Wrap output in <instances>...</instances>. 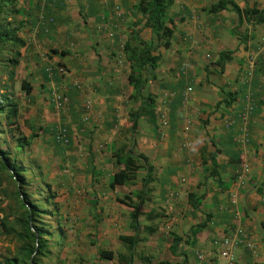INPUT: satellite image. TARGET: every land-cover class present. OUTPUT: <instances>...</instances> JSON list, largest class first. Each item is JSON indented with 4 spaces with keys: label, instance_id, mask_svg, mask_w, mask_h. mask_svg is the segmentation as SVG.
Returning a JSON list of instances; mask_svg holds the SVG:
<instances>
[{
    "label": "crops",
    "instance_id": "1",
    "mask_svg": "<svg viewBox=\"0 0 264 264\" xmlns=\"http://www.w3.org/2000/svg\"><path fill=\"white\" fill-rule=\"evenodd\" d=\"M140 1L60 0L66 6L56 12L59 26L55 34L44 35V39L31 35L36 48L41 42L49 44L51 59L68 69L69 77L74 79L72 93H90L100 106L102 120L93 135L92 151L96 179L99 177L108 191L112 176L124 168L118 167L113 146L122 140V130L130 123L129 113L142 106L139 99L132 98L131 64L125 51L118 50L117 42L123 38L129 41L135 29L143 28V22L135 26L142 18L135 10ZM234 5L241 11L248 7L264 10V0H174L169 9L173 23L168 26L174 30L169 48L158 45L159 36L151 28H143L140 33L144 41L156 47L152 55L159 57L143 90L144 97L156 100L157 125L143 117L135 136L141 152L154 166L153 187L144 205H151L149 213L161 206L162 215L170 221L166 225L179 236L188 226L191 229L207 214L212 215L196 244L192 241L191 249L184 248L188 251L181 263L185 264H200L198 251L209 252L213 239L237 229L248 234L255 250L240 245L235 251L236 264H264V71L256 72L251 85L258 105L250 124L248 146L237 143L236 131L227 130L223 122L226 113L240 108L248 90L240 81L242 71L246 59L254 53V45L264 40V24L240 16ZM116 7H120L121 16ZM234 30L236 35L232 34ZM65 32L71 35L69 41ZM61 51L68 54L62 55ZM224 51H232L233 58L218 73L217 61ZM43 84L52 86L53 82ZM39 92L34 87L33 97ZM223 92L237 95L230 107L223 103L218 106ZM101 147L105 149L101 151ZM243 152L249 163L246 169L240 164ZM213 169L218 175L212 174ZM142 173H146L143 168L138 171L143 181L147 173ZM142 189L143 183L138 185V190ZM135 192L130 195L136 196ZM190 194L204 197L196 210L188 200ZM165 226H155V232H164ZM214 264L227 261L220 258Z\"/></svg>",
    "mask_w": 264,
    "mask_h": 264
},
{
    "label": "rangeland",
    "instance_id": "2",
    "mask_svg": "<svg viewBox=\"0 0 264 264\" xmlns=\"http://www.w3.org/2000/svg\"><path fill=\"white\" fill-rule=\"evenodd\" d=\"M9 1L11 0H0L2 10L0 27L8 24L16 27L19 22H23L20 37L25 45L20 49L22 55L18 67L10 63L8 66V60L14 55L11 45H7L0 52V93L5 92L6 87L15 94L20 108V130L15 131L13 136L9 134V130H6L8 134H0L2 138L0 149L8 153V157L15 161L19 168L24 169L21 175L28 184L20 188L11 179L10 171L4 172V193L0 196V264L7 257L17 256L24 247V241L17 234L8 232L10 225H14L18 231L22 230L18 224L24 220L26 214L21 204L22 199L25 202L28 199L27 206L28 203H32L38 207V216L34 223L43 230V238L47 241L49 254L40 258L39 264H118L116 260H101L99 250L109 249L116 254L128 253L119 237L135 234L130 217L134 208L123 204L120 199H125L129 203L139 202L137 191L138 185H142L143 181L140 179L142 176L136 178L135 185L117 186L114 189L108 187L109 191L102 187L101 181H98L99 177L93 181L95 154L92 145L93 135L102 120L100 106H96L90 93H72L70 86L74 79H71L69 74L48 77L47 68L55 67L60 62L51 59L52 51L48 48L49 44L41 42L36 48L31 40V35L36 39H44V35L48 37L55 34L59 26L56 12H60L62 7L66 6L65 2L17 0V4L13 6ZM14 9H19L20 13L15 14ZM64 34L69 41L71 35L67 32ZM142 37L145 38L144 35ZM129 38L131 40V37ZM259 41L264 43L263 39ZM117 42L118 50L124 52L125 38L118 39ZM38 49L41 51L38 52ZM258 51L264 53V45L259 48L254 45L252 54ZM259 57L256 72L264 71V55ZM12 71L15 72L14 79L10 77ZM149 73L150 71H143L141 75L150 79ZM23 81L30 82L37 91H40L34 100H30L22 89ZM48 81L53 82L52 86L43 84ZM54 89L64 95L65 103L60 110L55 108L52 100ZM98 94L100 95L99 91ZM41 126L68 128L71 144L68 146L58 144L52 134H46L40 129ZM8 128L4 122H0L1 130ZM130 128L131 123L124 126L119 145L131 139ZM142 130L145 129L142 127ZM35 133L37 136L33 137ZM19 135L21 138L29 139L23 148L18 147ZM103 149L105 148L101 147V151ZM135 151L137 154L142 153L138 143ZM95 153L98 154V151ZM152 187L149 184L144 189L147 192L145 200ZM135 189L136 196L134 194L131 196ZM95 198L98 199V206L94 208L91 201ZM150 208L151 205L148 203L140 207L143 214L139 217L141 226L139 237L143 240L135 249L133 264H158L160 261L181 263L185 259L184 253L188 251L184 248L188 246V249H191L189 226L184 229L183 235L179 236L176 230L173 231L166 225L170 221L162 215L164 210L161 206L155 207L152 212L154 215L148 219ZM146 224L166 226L164 232L159 230L160 232L148 234L144 229ZM172 234L182 237L178 256L170 251ZM205 254L210 259L213 258L211 250Z\"/></svg>",
    "mask_w": 264,
    "mask_h": 264
},
{
    "label": "trees",
    "instance_id": "3",
    "mask_svg": "<svg viewBox=\"0 0 264 264\" xmlns=\"http://www.w3.org/2000/svg\"><path fill=\"white\" fill-rule=\"evenodd\" d=\"M9 3L13 6L17 4V0H11ZM174 0H141L140 3L135 7V10L141 14L142 18L138 21L135 26L137 27L141 22H143V28H151L153 33L159 36L160 46L164 48H169L171 46V41L174 35V30L168 26V23H173V19L169 17V9L173 5ZM219 5L215 6L218 7ZM214 7V8H215ZM221 8H224V4L221 5ZM234 10L237 11L240 16H245L246 19L251 20L255 18L257 24H264V10H259L257 7L246 8L244 11H241L236 5L233 6ZM0 7V12H1ZM15 14H19V9H14ZM52 20H50L51 22ZM24 23L19 22L18 26L12 27L9 24L6 26L0 27V52L7 46L11 45L14 50L13 58L8 60L9 63L15 67L20 65L21 51L20 49L24 47L25 43L20 37V31ZM135 29L132 34L131 40L127 41L125 44V53L127 60L131 64V73L129 75L130 85L134 88L132 98L135 100H140L142 106H140L138 111H131L129 113V121L131 123V139L129 142L123 143L122 145L113 146V154L116 158V163L119 166H124L123 169H118L110 180V187L114 188L116 186L123 185H135V180L138 177V171L143 168L146 170L147 176L143 179V189L137 191V197L139 198L138 203H129L125 199H120L123 204H126L134 208V211L131 213V227L134 230V235H121L119 240L121 244L127 249L128 253H119L116 254L113 250L109 249H100L99 258L101 260H116L118 264H133L135 249L138 246L139 242L143 239L139 237V231L141 226L139 224V217L143 214L140 211V207L145 203V195L147 192L144 190L149 184L154 180L153 170L154 166L151 165L148 161V158L143 154H137L135 151V146L137 140L135 135L138 130V122L141 118L146 117L149 123L153 126L157 125V116H156V100L152 96L144 97L143 90L148 82V77L141 75L143 71L155 70L157 67V61L159 57L153 56L155 48L153 44L147 43L144 41L140 33L143 30ZM233 35H236V31L232 32ZM132 42H135L133 44ZM264 43H261L258 46L261 47ZM262 49V48H261ZM62 55H67V51H61ZM259 56H263L264 53L258 51ZM233 58L232 51H224L220 53L217 65L220 67L221 73L225 69V65L228 61ZM61 65V64H59ZM258 67V65H257ZM257 70V68H256ZM14 71L10 72L11 79H14ZM256 73V72H255ZM210 73H208L209 75ZM255 76V75H254ZM49 77V76H48ZM48 77H46L48 79ZM153 78L155 76H152ZM254 80V78H253ZM253 83V81H252ZM246 86V85H244ZM5 92L0 93V122H4L8 129H0V134H8L6 130H9L11 136L14 135L15 131H19V118H20V108L18 100L14 93L10 91L9 88ZM22 89L25 91L26 95L30 100H34L33 97V85L28 81H23ZM236 93L232 92H223V98L218 103V106L223 103L226 107H230L233 102L236 100ZM48 126V125H47ZM43 132L46 134H52L54 140L62 145L68 146L71 144V135L70 130L66 127H40ZM34 131V129H33ZM64 134L67 137V143L64 142V139H58V135ZM33 137L37 136V133L32 135ZM32 137V138H33ZM0 140L2 138L0 137ZM26 138H21V135L17 137V142L19 143V148H23L28 144ZM91 149V148H90ZM210 159L214 163L213 156ZM215 164V163H214ZM24 169L19 168L15 161L11 160L8 157V153L0 149V196L4 193V172L10 171L11 179L18 184V187L23 188L27 182L23 179L21 172ZM97 171L93 170V181L96 180ZM213 175H218V171L213 169ZM19 191V190H18ZM26 194V193H25ZM20 195V192H18ZM204 197H197L194 194H190L188 200L194 210L198 209L201 206L202 200ZM28 199H26L27 202ZM22 199V206L26 214L24 220L19 221V225L22 230L18 231L14 225L8 227L9 233L17 234L24 241V247H22L21 252L15 257H7L2 264H39L40 258H43L49 254L47 248V241L43 238V230L35 225V218L38 216V207L32 205V203H26ZM91 204L95 207L98 206V199H92ZM148 219H151L152 212L147 214ZM212 218L211 214H207L206 219L196 224L190 229V237L193 238L192 245L196 244V238L210 222ZM145 231L148 234L154 233L156 227L153 225H145ZM173 239L170 245V251L173 255L178 256L179 242L182 241V237L172 234ZM58 242H60L58 240ZM94 244L95 242L92 241ZM191 244V242H190ZM158 264H173L169 261H160ZM175 264H185V263H175Z\"/></svg>",
    "mask_w": 264,
    "mask_h": 264
},
{
    "label": "built area",
    "instance_id": "4",
    "mask_svg": "<svg viewBox=\"0 0 264 264\" xmlns=\"http://www.w3.org/2000/svg\"><path fill=\"white\" fill-rule=\"evenodd\" d=\"M116 12L118 16H121L120 7H116ZM258 55V52L250 55L246 59V64L243 67L240 81L243 85L247 86L248 90L241 100L240 108L236 112L229 111L226 113L223 120L224 127L229 131H236V141L244 147H247L250 142V124L252 122L253 113L257 108V99L251 90V85L258 65ZM47 72L49 77L55 74L61 76L69 74L68 69L63 65L48 67ZM191 90L192 89L189 87L188 91ZM52 100L56 109L60 110L63 108L65 103L64 95L58 92L57 89L52 90ZM57 137L59 140L64 139V142L67 143L66 135L60 134ZM240 164L242 168H248L249 163L246 152L242 153ZM170 197L172 198L173 195L171 194ZM240 245H245L250 250H255L248 234L237 229L231 234L215 238L212 241L210 250L213 258L210 259L203 251H198L196 256L200 264H214V262L220 258L226 259L227 264H236L235 251Z\"/></svg>",
    "mask_w": 264,
    "mask_h": 264
},
{
    "label": "clouds",
    "instance_id": "5",
    "mask_svg": "<svg viewBox=\"0 0 264 264\" xmlns=\"http://www.w3.org/2000/svg\"><path fill=\"white\" fill-rule=\"evenodd\" d=\"M58 66H60V65H58ZM64 66V65H63ZM173 198V197H172Z\"/></svg>",
    "mask_w": 264,
    "mask_h": 264
}]
</instances>
